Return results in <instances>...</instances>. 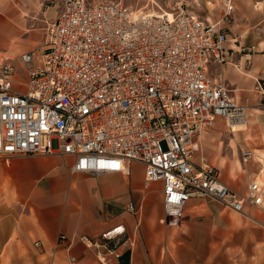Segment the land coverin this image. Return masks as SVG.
<instances>
[{
    "label": "built area",
    "instance_id": "obj_1",
    "mask_svg": "<svg viewBox=\"0 0 264 264\" xmlns=\"http://www.w3.org/2000/svg\"><path fill=\"white\" fill-rule=\"evenodd\" d=\"M57 5L40 46L20 57L23 82L15 86L13 68L0 66L1 160L68 155L70 171L88 175L127 173L129 163L140 164L144 188L160 185L163 216L173 221L193 197L237 213L244 205L264 207L263 185L252 181L240 196L214 168L194 162V142L216 118L228 128L245 124L244 107L220 75L207 74L210 62L225 63L219 23L180 6L149 13L122 0ZM222 5L226 18L233 7L230 0ZM239 156L244 165L253 153L242 149ZM66 263L77 261L67 255Z\"/></svg>",
    "mask_w": 264,
    "mask_h": 264
},
{
    "label": "crops",
    "instance_id": "obj_2",
    "mask_svg": "<svg viewBox=\"0 0 264 264\" xmlns=\"http://www.w3.org/2000/svg\"><path fill=\"white\" fill-rule=\"evenodd\" d=\"M244 5L225 33V63L210 62L207 74H219L229 97L245 105V124L228 128L216 118L194 142L195 164L214 167L240 196L264 178V3ZM58 11L57 0H0V66L13 68L15 86L24 79L20 57L40 46L44 23ZM247 146L261 153L257 167L244 168L230 189L226 174L240 171ZM73 161L60 154L0 159V264H67V255L77 264H119L125 252L127 264H264V207L237 213L193 197L173 221L163 216L160 185L144 188L140 164L88 175L72 173Z\"/></svg>",
    "mask_w": 264,
    "mask_h": 264
},
{
    "label": "rangeland",
    "instance_id": "obj_3",
    "mask_svg": "<svg viewBox=\"0 0 264 264\" xmlns=\"http://www.w3.org/2000/svg\"><path fill=\"white\" fill-rule=\"evenodd\" d=\"M89 1L104 2V1H115V0H89ZM122 1L126 6L130 8V10H141L143 12L147 11L149 13H158L159 11L170 13L172 11H175L177 7L180 6L184 10L195 15L201 21H207L211 24L219 23V25L224 28L225 33H227L228 32L227 28L231 26L234 16L236 15V13L240 11L241 8L245 6L244 4L249 0H230V4L233 7V12L230 16L226 18L223 17V7H222L223 0H122ZM253 1H262L264 3V0H253ZM35 48H37V46ZM16 67L17 66L15 65L14 69L15 70L17 69L16 73L21 78L22 77L21 66L17 68ZM239 105L244 107L245 110V105L243 104L242 105L239 104ZM243 128L245 129V126ZM247 140L251 141L249 137L247 138ZM247 148L253 153V156L251 160H249L244 165L240 162V156L238 157L240 164V171H235L231 165H228L229 169H233L235 171L232 174H226L228 187L230 189H231V185L235 186L237 184L239 180V176L241 178L244 177L243 175L245 174L246 170H248L250 167H251L250 169H254V168L256 169L257 167L255 160H257L258 156H260L261 153L256 151L255 149L249 148V146H247ZM244 168L247 169L244 171ZM255 183L258 185L264 184V178L262 176H259L256 179Z\"/></svg>",
    "mask_w": 264,
    "mask_h": 264
},
{
    "label": "water",
    "instance_id": "obj_4",
    "mask_svg": "<svg viewBox=\"0 0 264 264\" xmlns=\"http://www.w3.org/2000/svg\"><path fill=\"white\" fill-rule=\"evenodd\" d=\"M128 262V252H125L119 259V264H127Z\"/></svg>",
    "mask_w": 264,
    "mask_h": 264
},
{
    "label": "bare ground",
    "instance_id": "obj_5",
    "mask_svg": "<svg viewBox=\"0 0 264 264\" xmlns=\"http://www.w3.org/2000/svg\"><path fill=\"white\" fill-rule=\"evenodd\" d=\"M151 12V11H150ZM166 13V12H165ZM233 126H243L242 124H237V125H232L231 127Z\"/></svg>",
    "mask_w": 264,
    "mask_h": 264
}]
</instances>
